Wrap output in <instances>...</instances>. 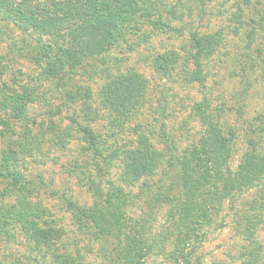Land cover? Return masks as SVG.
<instances>
[{
	"label": "trees",
	"instance_id": "trees-1",
	"mask_svg": "<svg viewBox=\"0 0 264 264\" xmlns=\"http://www.w3.org/2000/svg\"><path fill=\"white\" fill-rule=\"evenodd\" d=\"M169 3L0 0V39L6 44L0 51V243L3 239L24 245L19 252L10 250L0 256V264H40V258L47 264H84L77 244L69 243L65 229L54 224L49 207L39 198L48 194L46 182L29 176L27 165L22 164L25 156L40 150L33 148L38 141L31 137L40 135L45 141L51 140L50 135L58 129L56 116L65 102L54 104L44 93L59 91L64 100L75 101L81 89L78 84L74 94L63 90L70 79L78 83V70L85 73L91 60L111 56L123 45L130 53L147 42L149 34L140 31L144 24L173 28L171 19L160 18L162 13L182 19ZM154 14L160 16L151 18ZM249 23L264 47V6ZM132 34H137L135 40L130 39ZM221 42L218 31L192 35L188 56L181 60L187 80H205L206 60ZM164 58L163 54L154 56L159 69L152 67L154 73H169L158 64ZM19 60L38 67L52 90L13 78V66ZM143 61L150 65L149 56ZM120 62L117 58L116 63ZM111 67L107 63L87 71L103 78L99 93L102 106L126 121L138 112L147 81L133 68L112 71ZM191 112L202 132L185 148L177 149L173 139H167L162 123L161 131L154 134L148 123L139 121L129 123L134 131L133 143L120 152L113 149L101 162L97 160L102 154L98 134L89 125L79 126L86 144L81 149L84 158L68 167L88 193L89 202H79L64 192L55 197L69 213L72 224L98 241V264H201L199 249L209 234L233 223L236 234L245 240L238 251V264H264L263 244L255 237L264 226V144L255 146L249 139L252 144L247 143L234 166L235 128L223 122L207 98L196 102ZM14 123L19 132L10 130ZM89 153L94 156L86 157ZM165 162L175 169L178 180L163 194L159 188H152L148 178L165 170ZM112 170L114 177L110 176ZM134 186L141 190L136 205L131 190ZM147 189H153V194L143 197L141 192ZM247 194L251 195L249 199ZM137 205L140 211L134 214L133 206Z\"/></svg>",
	"mask_w": 264,
	"mask_h": 264
},
{
	"label": "rangeland",
	"instance_id": "rangeland-1",
	"mask_svg": "<svg viewBox=\"0 0 264 264\" xmlns=\"http://www.w3.org/2000/svg\"><path fill=\"white\" fill-rule=\"evenodd\" d=\"M164 1L174 5L176 16L181 15L182 19H172V16L166 13H162L161 16L154 14L151 18L156 16H160L161 19L169 18L173 28H158L152 24H144L140 31L149 34L147 42L136 46L130 53L126 52L123 45L115 48L111 56L105 55L104 58L91 60L88 63L90 65L84 70L85 73L81 74V70H78L79 74L75 76L78 83L70 79L63 90L65 94L66 92L74 94L76 87L80 86L75 101L71 102L70 99L66 100L67 98L64 100L63 93L59 91L57 94L49 90L44 93L54 104L62 100L65 102L61 114L56 116L59 119L58 129L55 134L50 135L51 140L45 141L40 135L31 137L32 141H38L37 146L35 144L33 148L38 147L40 150L31 156H25L22 162L27 165L26 172L29 176L36 175L46 182L48 194H40L39 198L49 207L54 224L63 226L69 243L77 244L83 255L84 264H98L99 243L81 233L72 224L69 213L55 197L56 194L64 192L79 202H89L88 193L77 184L78 179L68 167L70 163L84 158L81 149L85 139L79 130L80 125H89L93 132L98 134V147L101 146L102 149L101 157L97 159L99 161L108 158L109 153L115 148L120 152L119 149L130 146L133 143L131 139L134 138V131L129 123L139 121L148 123L154 134L161 131L159 123H162L167 139H173L176 148L183 149L201 135V124L191 112V108L196 102L207 98L211 108L218 112L223 122L231 124L236 130L237 138L232 158L234 166L249 139L254 140L255 146L264 144V47L257 31L251 28L249 23V20H254L258 16V12L264 6L263 0ZM215 31L221 33L222 42L214 55L206 60L205 80L195 82L187 80L181 60L188 56L192 35ZM136 35H130V39L135 40ZM5 45V41L0 39V51L5 50ZM158 54L165 57L158 62L164 70L169 69V73L165 75L153 71L154 66L158 69V65L154 64V56ZM144 56H149L150 65L143 61ZM117 58L121 59L120 63H116ZM107 63L112 66V71L118 70V67L121 71L133 68L147 81L145 98L138 112L126 121L125 117L119 120L120 118H116L102 106L99 93L103 78L98 73L87 71L97 70ZM13 74L15 75L13 78L17 80L21 79L22 82L52 90L49 80L41 76L40 69L29 62L19 60L13 66ZM39 110L40 107L37 112ZM10 130L19 132L20 128L14 123ZM150 138L154 140L153 135H150ZM89 154L90 156L88 154L85 156L92 158L95 154L97 158L95 151L94 154ZM162 166L165 170H158L148 178V182L153 189L157 187L159 193L164 194L170 189V184L177 185L178 179L175 169L168 167L167 162ZM103 169L107 170L105 167ZM110 176L114 177V170ZM138 189L137 186L131 188L134 192L132 197L135 205L141 200L139 198L141 190L138 192ZM153 189L143 190L141 192L143 197L152 195ZM246 197L249 199L251 195L247 194ZM133 210L134 214L140 211L138 205L133 206ZM157 214L161 216L160 212ZM154 222L157 225V221ZM233 226L236 225L228 224L209 234L199 249L201 264H238V251L245 240L240 234H236ZM260 226L262 227L263 223ZM255 237L261 238L260 242L263 244L261 258L264 261V226L258 230ZM22 249L23 244L5 242L2 239L0 256L8 255L10 250L19 252ZM39 261L40 264L44 262L42 258Z\"/></svg>",
	"mask_w": 264,
	"mask_h": 264
}]
</instances>
